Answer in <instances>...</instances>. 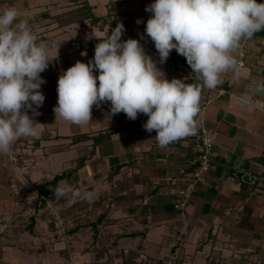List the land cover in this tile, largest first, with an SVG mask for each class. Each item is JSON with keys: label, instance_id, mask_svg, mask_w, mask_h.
Here are the masks:
<instances>
[{"label": "crops", "instance_id": "obj_1", "mask_svg": "<svg viewBox=\"0 0 264 264\" xmlns=\"http://www.w3.org/2000/svg\"><path fill=\"white\" fill-rule=\"evenodd\" d=\"M153 2L0 0V8L18 10L19 18L48 44L53 59L41 73L46 83L41 86L44 103L34 115L42 124L38 135L19 139L12 149L22 156L25 152L22 169L38 184L88 157L71 180L59 184L96 193L93 203H73L74 211L86 208L94 219L76 218L65 242L48 212L35 204L33 191L26 203L12 194L8 155L0 153V221L9 223L0 234V264H264V30L240 42L245 57L240 48L233 53L238 78L232 70L223 74L218 88H225V95L204 110L214 90L202 89L196 133L164 149L156 132L144 129L146 115L135 120L123 112L112 116L110 102L94 106L88 124L69 125L55 117L60 74L77 61L92 60L98 40L117 23L125 28L122 41L139 40L169 81L201 83L174 49L159 63L145 32L152 16L145 8ZM202 121L214 140L213 166L181 207L178 190L195 167ZM120 126L124 129L108 137ZM97 137L102 141L94 145Z\"/></svg>", "mask_w": 264, "mask_h": 264}, {"label": "clouds", "instance_id": "obj_2", "mask_svg": "<svg viewBox=\"0 0 264 264\" xmlns=\"http://www.w3.org/2000/svg\"><path fill=\"white\" fill-rule=\"evenodd\" d=\"M145 11L152 13L145 32L154 42L159 63L164 64L174 49L201 83L169 81L139 40L122 41L125 28L117 23L110 35L98 40L92 60L77 61L60 74L53 109L56 119L69 125L88 124L93 107L110 102L112 116L123 112L135 120L146 115L144 129L155 131V140L164 149L196 133L202 89L216 90L230 70L238 78L233 53L242 40L264 30V3L257 0H154ZM19 16L13 6L0 8V153L9 156L19 139L38 135L42 124L28 112L39 115L37 109L45 100L41 86L46 83L41 73L53 60L48 44ZM52 192L50 205L65 197H70L66 206L96 199L94 191L65 182Z\"/></svg>", "mask_w": 264, "mask_h": 264}, {"label": "built area", "instance_id": "obj_3", "mask_svg": "<svg viewBox=\"0 0 264 264\" xmlns=\"http://www.w3.org/2000/svg\"><path fill=\"white\" fill-rule=\"evenodd\" d=\"M239 48L241 56L245 57V47L240 44ZM243 65V61L239 62V66ZM225 93V88H217L210 96L207 97L201 108L203 110L206 109L209 104L214 102L215 98L224 96ZM28 115L35 120V116L33 115L32 111H29ZM195 151V167L193 168L188 180L178 190V195L182 199L180 202L181 207L186 206L189 197L196 191L198 184L204 180V177L210 172L213 166L214 140L209 134V131L203 121L198 130V141L195 147ZM21 156V152L14 149H12V155H8L7 164L10 171L9 183L12 194L19 202L26 203L28 199L27 195L22 191V185L27 182L29 188H31V191L36 194L35 204L37 203L41 205L44 210L48 212L51 221L56 229L57 235L65 242H69V232L74 227L76 218L81 216L87 217V213L83 211L69 212L66 210L65 205L61 206L60 203H53L50 205L49 201L54 199V194L52 192L54 190L51 189L49 193L46 194L39 191L32 183L29 184L30 182H28L27 178L23 175L22 171H20L19 168V160ZM66 198L67 197L63 198L62 200ZM8 226L9 223L7 221H0V234L4 233L7 230Z\"/></svg>", "mask_w": 264, "mask_h": 264}, {"label": "trees", "instance_id": "obj_4", "mask_svg": "<svg viewBox=\"0 0 264 264\" xmlns=\"http://www.w3.org/2000/svg\"><path fill=\"white\" fill-rule=\"evenodd\" d=\"M122 129H124L123 126H120V127L116 128V129L110 131V132H107L106 134L109 137L111 134L116 133V132H119ZM80 138L81 139H85V140L91 139V138H89L87 136H81ZM100 141H102V140H99L98 137L97 138H94V145L97 144V143H99ZM87 159H88V157H84L82 159H79L77 161V163H76V167L75 168L70 169V170H67V171L63 172L62 174L55 176L53 178V180H51V181H47V182L35 184L36 188L39 191L48 194L51 189L55 190V188L57 187V185L59 184L60 181H62L64 179L71 180V177H72L73 173L75 171H78V169H80L85 164V162H86Z\"/></svg>", "mask_w": 264, "mask_h": 264}, {"label": "rangeland", "instance_id": "obj_5", "mask_svg": "<svg viewBox=\"0 0 264 264\" xmlns=\"http://www.w3.org/2000/svg\"><path fill=\"white\" fill-rule=\"evenodd\" d=\"M22 153H24L23 154V156H21V158H20V160H19V168H20V171H22V173H23V175L27 178V180H28V182H30L29 184H33V185H35V184H38L37 182H35V181H32L30 178H28V176H27V174L26 173H24V171H23V169H22V166H21V163L22 164H24V155H25V152L24 151H22ZM23 157V158H22ZM7 163H8V160H7ZM21 184H22V182H21ZM27 184V185H26ZM23 186V189H22V191H23V193H25L26 195H28L29 194V191H31V188H29V185H28V183L27 182H25V184L24 185H22ZM11 192H12V190H11ZM28 197V196H27ZM70 197H67L66 199H64V200H61L59 203H60V205L61 206H64L65 205V208H66V210L67 211H70V212H76V211H74L73 209H75V206H73V204H71V206H66V202H67V200L69 199ZM84 209H86V208H83L82 210H77V211H83V212H85V213H87V217H84V216H81V217H79L80 219H91V220H93L94 219V216L91 214V212H90V210H84ZM55 232H56V229H55ZM56 235H57V232H56Z\"/></svg>", "mask_w": 264, "mask_h": 264}]
</instances>
